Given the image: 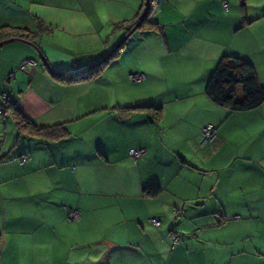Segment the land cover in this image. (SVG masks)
Returning a JSON list of instances; mask_svg holds the SVG:
<instances>
[{
	"label": "crops",
	"instance_id": "0c3cea01",
	"mask_svg": "<svg viewBox=\"0 0 264 264\" xmlns=\"http://www.w3.org/2000/svg\"><path fill=\"white\" fill-rule=\"evenodd\" d=\"M141 2L0 0V25L35 35L0 43V264H264V99L230 110L205 91L223 53L264 84V0H153L161 26L119 42ZM3 98L67 133L19 130Z\"/></svg>",
	"mask_w": 264,
	"mask_h": 264
},
{
	"label": "trees",
	"instance_id": "16d2710c",
	"mask_svg": "<svg viewBox=\"0 0 264 264\" xmlns=\"http://www.w3.org/2000/svg\"><path fill=\"white\" fill-rule=\"evenodd\" d=\"M152 3L153 0H149L147 6H145V0H142L141 9L137 14L136 19L128 24L126 32L137 21L139 22L136 27L161 26L157 21H153L148 18V13L151 9ZM241 5H244V2H242ZM242 18L243 21L246 20L244 14L242 15ZM33 34L34 32L24 28L0 25V40L8 37L33 40L35 36ZM121 46L122 43L113 46L109 52V57L116 55ZM106 60L107 59L105 58L97 62H90L72 72L51 71V73L60 80L64 81L86 78L97 72V69L100 68ZM205 91L210 99H212L215 103L227 107L230 110L253 108L264 99V84L259 83L257 80L256 72L252 63L248 59L232 53H223L218 58L206 81ZM3 99L5 107L12 110L15 123L19 130L24 131L29 135L31 134L44 139L56 138L67 133L66 126L61 122H55L47 125L35 124L30 120V118L20 112V110L14 105L13 101H10L8 98ZM158 188V184L151 181L144 185L143 191L149 194H154L157 192Z\"/></svg>",
	"mask_w": 264,
	"mask_h": 264
},
{
	"label": "built area",
	"instance_id": "2783aa9c",
	"mask_svg": "<svg viewBox=\"0 0 264 264\" xmlns=\"http://www.w3.org/2000/svg\"><path fill=\"white\" fill-rule=\"evenodd\" d=\"M21 68H26V64L23 63L20 65ZM128 78L132 81H138L141 80L142 78V73L140 72H132L128 74ZM1 110V109H0ZM216 136V129L214 127V125L210 122L206 123L203 127H202V139L201 141L204 142H209L211 140H213V138ZM142 152V149L140 148H129V154L133 155V156H137ZM69 217L76 219L78 217V211L75 208H72L69 211ZM150 221L154 224V225H159L160 224V220L154 216L149 218ZM170 237L172 239V241L174 242L177 238V235L175 233H170Z\"/></svg>",
	"mask_w": 264,
	"mask_h": 264
},
{
	"label": "water",
	"instance_id": "95a60500",
	"mask_svg": "<svg viewBox=\"0 0 264 264\" xmlns=\"http://www.w3.org/2000/svg\"><path fill=\"white\" fill-rule=\"evenodd\" d=\"M148 1L149 0H145V6H147V4H148ZM139 21H137L136 22V24H134L124 35H123V37L121 38V40H119V42H121L134 28H135V26L137 25V23H138ZM11 38H13V37H8V38H4V39H2V40H0V43H2L3 41H5V40H7V39H11Z\"/></svg>",
	"mask_w": 264,
	"mask_h": 264
},
{
	"label": "snow or ice",
	"instance_id": "6c2138e0",
	"mask_svg": "<svg viewBox=\"0 0 264 264\" xmlns=\"http://www.w3.org/2000/svg\"><path fill=\"white\" fill-rule=\"evenodd\" d=\"M42 251H43L42 249L37 248V249H36V253H37V255L39 256V255L41 254Z\"/></svg>",
	"mask_w": 264,
	"mask_h": 264
},
{
	"label": "rangeland",
	"instance_id": "374dc122",
	"mask_svg": "<svg viewBox=\"0 0 264 264\" xmlns=\"http://www.w3.org/2000/svg\"><path fill=\"white\" fill-rule=\"evenodd\" d=\"M4 92L6 93V90H5ZM7 92H8V91H7ZM0 99H1V97H0ZM3 100H4V99H3ZM0 109H1V107H0ZM7 118H11L9 114H7Z\"/></svg>",
	"mask_w": 264,
	"mask_h": 264
}]
</instances>
